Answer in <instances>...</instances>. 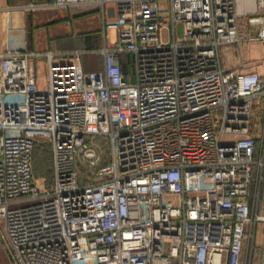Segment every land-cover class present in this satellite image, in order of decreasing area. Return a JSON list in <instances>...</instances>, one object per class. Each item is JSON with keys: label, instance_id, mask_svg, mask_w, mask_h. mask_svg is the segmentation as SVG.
Listing matches in <instances>:
<instances>
[{"label": "built area", "instance_id": "1", "mask_svg": "<svg viewBox=\"0 0 264 264\" xmlns=\"http://www.w3.org/2000/svg\"><path fill=\"white\" fill-rule=\"evenodd\" d=\"M54 7L102 14L104 47L91 53L103 68L85 71L84 52L7 48L0 8V243L11 264H264V55H246L264 53V0ZM37 150L51 153V180L35 173Z\"/></svg>", "mask_w": 264, "mask_h": 264}, {"label": "crops", "instance_id": "2", "mask_svg": "<svg viewBox=\"0 0 264 264\" xmlns=\"http://www.w3.org/2000/svg\"><path fill=\"white\" fill-rule=\"evenodd\" d=\"M54 3L55 0H0V8L5 10L3 32L6 47L36 54L84 52L82 63L85 71L101 70L102 57L91 52L104 47L102 14L92 7L58 9ZM31 6L37 8L31 10ZM246 55L248 61H255L261 59L264 53L261 46H254ZM232 63L233 67L239 66L241 59H225L227 67ZM37 64L44 65L46 71L44 58L37 59ZM261 71L264 73V65ZM0 264H11L8 251L2 243Z\"/></svg>", "mask_w": 264, "mask_h": 264}, {"label": "rangeland", "instance_id": "3", "mask_svg": "<svg viewBox=\"0 0 264 264\" xmlns=\"http://www.w3.org/2000/svg\"><path fill=\"white\" fill-rule=\"evenodd\" d=\"M114 37V33H112ZM166 37V35H165ZM38 65V64H37ZM231 65V66H230ZM228 65L229 67H233V63ZM37 74L39 78L40 86L44 87L46 82V71L44 70V65L37 66ZM51 157V153L42 155L38 150L35 153V173L37 177L46 178L47 180L52 179V174L50 173V165L49 158ZM264 252V224H259L256 233V242H255V261L258 262L262 259ZM259 264L261 262H258Z\"/></svg>", "mask_w": 264, "mask_h": 264}, {"label": "trees", "instance_id": "4", "mask_svg": "<svg viewBox=\"0 0 264 264\" xmlns=\"http://www.w3.org/2000/svg\"><path fill=\"white\" fill-rule=\"evenodd\" d=\"M124 69H125V70H129V68L127 69V68H125V67H124ZM41 154H42V153H41ZM46 154H48V153H46ZM42 155H44V154H42ZM48 160H49V164H51V157H50ZM34 169H35V161H34Z\"/></svg>", "mask_w": 264, "mask_h": 264}]
</instances>
